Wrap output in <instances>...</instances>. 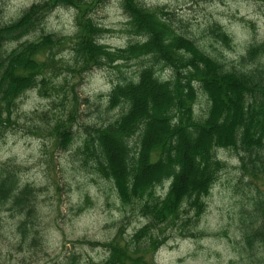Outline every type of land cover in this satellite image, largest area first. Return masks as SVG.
I'll return each mask as SVG.
<instances>
[{
  "label": "clouds",
  "instance_id": "obj_1",
  "mask_svg": "<svg viewBox=\"0 0 264 264\" xmlns=\"http://www.w3.org/2000/svg\"><path fill=\"white\" fill-rule=\"evenodd\" d=\"M21 56L36 63L15 73L30 81L0 88V264H120L117 248L148 264H264V140H244L249 108L264 104V0H0V79ZM205 61L249 82L245 122L234 143L213 137L208 159L193 157L210 168L206 186L160 219L152 210L189 175L175 149L190 155L210 127ZM146 73L173 97L163 120L174 133L147 157L162 127L153 101L121 130ZM138 175L150 182L132 195Z\"/></svg>",
  "mask_w": 264,
  "mask_h": 264
},
{
  "label": "trees",
  "instance_id": "obj_2",
  "mask_svg": "<svg viewBox=\"0 0 264 264\" xmlns=\"http://www.w3.org/2000/svg\"><path fill=\"white\" fill-rule=\"evenodd\" d=\"M30 18H26V21ZM142 27H146L142 23ZM227 42V38H225ZM46 45L51 46V41H46ZM182 45L189 50L195 52V49L192 48L187 42H182ZM157 47L159 43L157 42ZM161 54L166 56L170 63H176L177 58L174 53H171L163 48L160 49ZM197 59H201L197 55ZM207 64V71L202 73L203 78L205 79V84L207 90L211 94V97L214 101V107L212 112V119L209 122L210 127L206 132H202L200 139L191 146L190 155L185 154L184 144L181 143L175 150L177 153L176 161L184 165L185 169L188 170L189 175L185 184L180 185L179 183L174 186L173 189V200L166 204L164 209H153L152 211L160 219H164L168 214H174L176 212V207L181 197L189 192V189L195 190L197 188H204L206 186V177L210 171L209 167H206L203 171L199 169L198 165H195L193 157L195 155H202L204 160L208 159V149L212 143L213 137H218V143L231 144L235 141V132L237 126L245 122V113L242 111L243 101H242V92L245 90V86L249 83L247 80L243 81L241 84L235 76H220L217 69L210 62L205 61ZM15 67L10 69L7 75L0 79V88L4 86V80L11 79V84L8 86V95L15 94L17 90L22 87H25L30 81V77L16 75L17 68L21 73L27 69L36 68V63L33 60L28 59L26 56L18 57L13 61ZM179 85L177 86L176 95L178 96ZM172 95L168 92L167 86H156L153 82L148 79V74H145V82L143 89L140 93L136 94V109L134 113L133 120H125L124 124L121 126L122 131H130L134 127L135 119H138L141 116H146L147 112V101L151 99L153 101V111L155 112V117L162 127L159 128V131L152 138V143H147V137L144 152L145 157L148 156L151 150L157 151H167V145L171 139L172 133L166 125V122L163 120V114L167 109V106L171 102ZM191 98V94L189 96ZM227 114V115H225ZM224 116V122L222 125H216V120ZM264 104H261L259 111H253L249 108L247 113V128L244 132L245 143L249 145L261 146V141L264 140ZM255 128L259 131V138H253L252 129ZM67 140V137H65ZM121 155H123V149H121ZM172 160L169 158V163ZM149 163L148 159L141 160V168L145 167ZM115 168L113 172L115 173ZM147 171V169H146ZM163 171V166L155 168L150 173V178L157 175L159 172ZM149 179H142L139 175L136 178V188L133 189L132 195H135L138 190L142 188L143 185L150 182ZM121 184V193H124L123 182ZM118 253V258L120 259V264H148L146 260V255L133 258L128 256L124 251H121L119 248L116 249Z\"/></svg>",
  "mask_w": 264,
  "mask_h": 264
},
{
  "label": "rangeland",
  "instance_id": "obj_3",
  "mask_svg": "<svg viewBox=\"0 0 264 264\" xmlns=\"http://www.w3.org/2000/svg\"><path fill=\"white\" fill-rule=\"evenodd\" d=\"M225 43H227V42H225ZM148 255V254H147ZM147 255H146V257H147ZM147 260V259H146Z\"/></svg>",
  "mask_w": 264,
  "mask_h": 264
}]
</instances>
